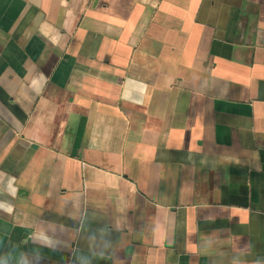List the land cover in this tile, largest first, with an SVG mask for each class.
I'll use <instances>...</instances> for the list:
<instances>
[{
  "label": "crops",
  "instance_id": "obj_1",
  "mask_svg": "<svg viewBox=\"0 0 264 264\" xmlns=\"http://www.w3.org/2000/svg\"><path fill=\"white\" fill-rule=\"evenodd\" d=\"M0 264H264V0H0Z\"/></svg>",
  "mask_w": 264,
  "mask_h": 264
}]
</instances>
